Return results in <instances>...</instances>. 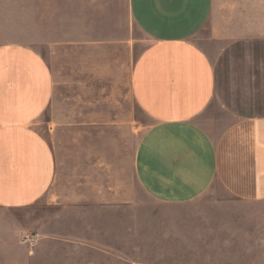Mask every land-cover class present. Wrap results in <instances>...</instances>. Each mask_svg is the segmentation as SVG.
<instances>
[{"label": "rangeland", "instance_id": "obj_1", "mask_svg": "<svg viewBox=\"0 0 264 264\" xmlns=\"http://www.w3.org/2000/svg\"><path fill=\"white\" fill-rule=\"evenodd\" d=\"M256 36L264 0H215L195 40L217 61L231 41ZM149 42L129 0H0V45L36 48L53 72L37 126L57 159L44 198L0 210V264H264V200L215 183L165 204L138 182L136 150L154 122L134 98L132 72ZM236 118L216 96L199 120L214 132Z\"/></svg>", "mask_w": 264, "mask_h": 264}, {"label": "crops", "instance_id": "obj_2", "mask_svg": "<svg viewBox=\"0 0 264 264\" xmlns=\"http://www.w3.org/2000/svg\"><path fill=\"white\" fill-rule=\"evenodd\" d=\"M150 40L136 59L132 92L153 124L135 154V175L156 201H191L215 183L230 195L264 200V37L224 47L217 61L195 38L215 0H129ZM55 90L34 47L0 45V210L30 206L52 189L57 159L38 128ZM219 96L236 120L210 131L199 117Z\"/></svg>", "mask_w": 264, "mask_h": 264}, {"label": "built area", "instance_id": "obj_3", "mask_svg": "<svg viewBox=\"0 0 264 264\" xmlns=\"http://www.w3.org/2000/svg\"><path fill=\"white\" fill-rule=\"evenodd\" d=\"M36 239L35 235H31V234H26L23 238H22V243L24 244H34Z\"/></svg>", "mask_w": 264, "mask_h": 264}]
</instances>
